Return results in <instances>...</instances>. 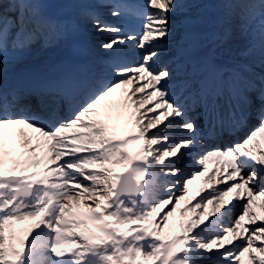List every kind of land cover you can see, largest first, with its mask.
Here are the masks:
<instances>
[{"label": "snow or ice", "instance_id": "1", "mask_svg": "<svg viewBox=\"0 0 264 264\" xmlns=\"http://www.w3.org/2000/svg\"><path fill=\"white\" fill-rule=\"evenodd\" d=\"M45 2L0 0V264H264V216L254 211L258 200L264 209L257 141L264 133V0L240 58L227 46L226 27L193 29L182 13L193 0H136L112 15L142 19L139 33L125 34L93 10L88 15L98 31L115 34L103 49L134 42L140 60H113L103 75L77 66L17 72L38 38L66 35ZM221 3L241 8L245 29L254 19L256 0ZM166 43L170 64L161 62ZM174 80L187 94L183 102L173 95ZM118 89L122 127L102 104ZM192 104L203 109L210 134L250 112L257 124L226 147L198 151ZM173 126L187 135L174 140ZM25 128L36 134L34 143ZM201 177L207 188L190 197ZM185 200L181 217L194 215L169 238V218ZM73 201L84 211L73 212ZM28 220L34 223L20 234L15 225Z\"/></svg>", "mask_w": 264, "mask_h": 264}, {"label": "rangeland", "instance_id": "2", "mask_svg": "<svg viewBox=\"0 0 264 264\" xmlns=\"http://www.w3.org/2000/svg\"><path fill=\"white\" fill-rule=\"evenodd\" d=\"M63 1V0H62ZM208 0H205L207 2ZM104 4L111 5L113 7H108L104 9H100L101 7V0H64L63 5L55 2V0H46V2L42 5L45 12L48 7H54L56 14L55 18L51 19L54 22H57L60 20V23H58L64 27L66 31V35L63 38H58L55 36H52L48 41L46 39L44 40L43 37L40 39L42 41H45L43 46L41 47V52H43L42 59L45 60L44 64H42V69H51V68H56V66H59L62 61L65 60V56H71V55H76L79 54V57L85 58L86 56L91 57L89 61H86L87 65V71L98 73L99 75L104 74V70L112 63L113 60H118L120 62H125V63H130L128 61L130 56L136 53H141L138 48H136L134 42H126L125 44L121 45L116 51H109L105 50L101 47V45L110 39L113 38L115 35L114 33L111 32H101L96 29L94 26V23L92 19L89 17L88 13L89 10H93L95 15H97L104 23L109 24V25H115V26H122L124 28L125 34L136 31L135 29L141 27L143 25L142 19L129 15L127 13H123L119 16H113L112 11L114 8H121L119 5L120 4H127V3H133L136 2V0H104ZM142 2V0H141ZM258 2V0H256ZM58 4V5H54ZM115 6V7H114ZM203 4H200L198 0H193V2L185 9L186 12L189 15H186V18L188 20H191L193 23V27H198L202 32L206 31H214V27H208L205 17H210V12L209 11H204L202 10ZM220 6H222L221 0H219V4H217L215 7L217 11L219 10ZM235 7V6H234ZM190 9H196L197 11L191 12ZM14 10V9H13ZM13 10H11L13 12ZM259 9V4L256 5V10ZM181 15L174 14L175 23ZM63 19V22H61ZM197 20L199 21V24L196 25ZM256 23V26H258V22L260 20V16L254 15L253 19ZM201 21V22H200ZM205 25L207 27H205ZM227 29L230 31V36L228 39V44L227 46L230 48L231 53L234 57L240 58L241 53L244 51V49L248 46L247 43H242L240 42L242 40V35L245 33V28L242 27L241 23V8L235 7L231 8V13L229 16V21L227 25ZM258 28L256 29L257 32ZM216 31H219L217 29ZM255 32V33H256ZM174 38H175V29H174ZM79 39L78 44H75V40ZM238 40V42H236ZM81 42V43H80ZM167 44V43H166ZM164 45V48H168V45ZM80 46V49L77 48V46ZM33 52L36 54V58L39 56V50H36ZM129 52V53H128ZM48 54V55H47ZM131 54V55H130ZM165 54V55H164ZM164 54L161 56L162 58L167 56V51L164 52ZM49 55H51L52 60H49ZM102 56V57H101ZM26 59L30 58H24L22 62L18 65L15 66V71L19 72L24 70L22 68V64L25 63ZM140 60V58H139ZM52 61H55L57 64L55 67ZM39 60H28L25 64V68H29L32 66H36L39 64ZM254 64L256 67L261 68V65L259 63V58L258 56L254 59ZM44 65V66H43ZM255 67V69H256ZM103 105H107L112 109V114L116 111L124 110L125 105H124V97L121 92V90H116L112 94L109 95L105 99V101L102 102ZM6 137H11L15 141L19 143V137L18 136H11L10 135V130L6 127ZM24 131L28 134V137L32 139L33 143L35 142V137L36 134L31 130L25 128ZM169 135H171L173 138L179 139L180 137L187 135V133L183 132L181 129H178V127L173 126L172 128L169 129ZM259 144L261 145V148L264 149V136L258 137ZM190 170V168H186V171ZM197 182L199 181V178L196 180ZM193 193H196V190L193 188L191 189ZM187 202H181V205L177 208V210L173 213V216L169 218V225L170 227L168 229H165V234L167 237L170 238V233L173 227L174 220L176 219H185L189 216H192L191 211L185 213L184 217H181L180 214V207H183ZM260 201H257L256 204L254 205V211L257 214H263V209L261 207ZM78 206L75 202L72 204V209L74 207ZM210 207H208V211ZM84 211V209H83ZM80 213V211L78 212ZM26 223H30L31 225L33 224L31 220L24 221ZM29 224V225H30ZM30 225V226H31ZM26 231V230H24Z\"/></svg>", "mask_w": 264, "mask_h": 264}, {"label": "bare ground", "instance_id": "3", "mask_svg": "<svg viewBox=\"0 0 264 264\" xmlns=\"http://www.w3.org/2000/svg\"><path fill=\"white\" fill-rule=\"evenodd\" d=\"M55 2H57V3H59V0H55ZM198 2L200 3V4H203V6H202V10H204V11H209L210 12V17H212V15H214V13H216L217 12V9H216V5L217 4H219V0H208L207 2H205V0H198ZM63 3H64V0L62 1V0H60V3L59 4H61V5H63ZM105 2H103V3H101V7H99V8H108V7H113V6H111V5H107V4H104ZM55 6L56 5H58V4H54ZM190 11L191 12H194V11H197L196 9H190ZM186 11L185 10H183L182 9V13L183 14H186V15H189L188 13H185ZM177 15H181L180 13H178ZM255 15H257V16H259V10H257V12L255 13ZM210 17H205V20L206 19H211ZM61 20V19H60ZM60 20H58L59 21V23H60ZM57 21V22H58ZM191 21V20H190ZM61 22H63V19H62V21ZM201 22V21H200ZM174 23V29H176V27H178V25L175 23V22H173ZM199 24V21L197 20V23H196V25H198ZM218 24H221V23H218ZM218 24H215V26L216 25H218ZM258 28V26H256V23H255V21L252 19V21L250 22V24H249V26L245 29V33H243V35L241 36L242 37V40L240 41V42H242V43H249V41L252 39V37H253V35L255 34V32H256V29ZM195 31H197V32H202V31H200L199 30V28L198 27H196V28H193ZM41 38V37H40ZM40 38H38L34 43H33V45L31 46V48H30V50L24 55V58H30V59H24L26 62L28 61V60H39L40 62H39V64H37V67L36 66H32V67H29V68H45V67H42V64H44V62H46L44 59L43 60H41L42 59V55H43V52L44 51H42L41 52V47L43 46L42 44H44L45 43V41H42ZM43 39L45 40V38L43 37ZM50 39V38H49ZM48 39V40H49ZM47 40V41H48ZM78 41H80L79 39H76L75 40V44H78L77 42ZM174 42H175V38H173V41H172V44L174 45ZM236 42H238V40H236ZM81 43V42H80ZM166 45H168V44H166ZM77 48L78 49H80V46L78 45L77 46ZM33 50L34 51H36V50H39V53H37V54H39V56L36 58V54L33 52ZM166 51H169V47L168 48H164V52H166ZM141 54V53H140ZM48 55V54H47ZM49 60H52V57H51V55H49ZM67 60V59H66ZM139 60V59H138ZM25 62V63H26ZM72 62V63H71ZM70 62V60H69V66H79V64L81 63V58L78 60V59H73L72 58V61ZM171 63V59H169V61H168V63ZM25 63H23L22 64V68L23 69H25V67H24V64ZM52 63H53V65H55L56 66V62L55 61H52ZM59 63V62H58ZM57 63V64H58ZM67 63L68 62H63L62 61V63L59 65V66H56V68H59V67H65V66H67ZM44 66V65H43ZM54 67V66H53ZM52 69H55V68H52ZM178 88V89H177ZM182 88L180 87V86H175L174 87V89H173V91H174V95L175 96H186L187 94L186 93H184V91H183V89L181 90ZM121 112V111H120ZM243 117H245L244 119H242V120H240V118H242V117H238L237 119H235L234 120V122L232 123V124H230V125H227V126H225V127H223V128H218V129H221V130H225V129H227V128H232V127H234V125H238V126H240V127H245V125L246 124H249V123H252V122H254L252 119H251V114H247V115H245V116H243ZM115 119V118H114ZM114 119H112V121L114 120ZM240 120V121H239ZM117 121H118V125H120L121 127H122V121L119 119V115L117 116ZM249 121H251V122H249ZM179 129V128H178ZM208 128H203L202 129V131H206ZM218 129H216V130H218ZM215 130H212V133L214 132ZM170 134H172L171 132H169ZM244 135H245V133H244ZM243 135V136H244ZM262 136H264V133H260V134H258V136H257V141H258V137H262ZM174 140H179V139H177V138H173ZM259 147L261 148V145L259 144ZM262 149V148H261ZM203 151V150H202ZM214 167H217V165H215L214 163L213 164H210L209 165V168L210 169H212V168H214ZM199 179H201V182H197V181H194L193 182V184L190 186L191 187V189L193 188L194 190H196V193H197V191H198V189L199 188H201V187H205V188H207V185L204 183V178L203 177H201V178H199ZM196 193H193L192 191H191V193H190V197H194V196H196ZM259 201V200H258ZM73 202H75V201H73ZM181 202H187V203H189L190 201L189 200H185V201H181ZM261 202V201H260ZM208 207H210V211L209 212H211L212 210H213V205H211V204H209L208 205ZM208 210V209H207ZM194 214H192V216H193ZM259 215H261V216H264V209H263V214L261 213V214H259ZM31 226L29 225V224H27L26 222H19V223H17L16 225H15V228H16V230L20 233V234H23L22 232H20V230H27L28 228H30Z\"/></svg>", "mask_w": 264, "mask_h": 264}]
</instances>
